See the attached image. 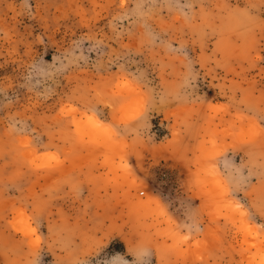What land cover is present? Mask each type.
<instances>
[{"label":"rangeland","instance_id":"1","mask_svg":"<svg viewBox=\"0 0 264 264\" xmlns=\"http://www.w3.org/2000/svg\"><path fill=\"white\" fill-rule=\"evenodd\" d=\"M0 264H264V0H0Z\"/></svg>","mask_w":264,"mask_h":264}]
</instances>
